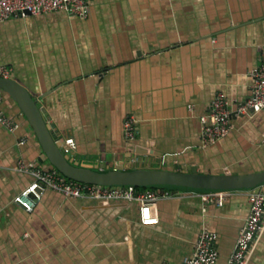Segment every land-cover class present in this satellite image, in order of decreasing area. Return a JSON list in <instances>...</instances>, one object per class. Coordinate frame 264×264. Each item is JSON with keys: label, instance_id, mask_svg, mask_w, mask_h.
Returning <instances> with one entry per match:
<instances>
[{"label": "crops", "instance_id": "0c3cea01", "mask_svg": "<svg viewBox=\"0 0 264 264\" xmlns=\"http://www.w3.org/2000/svg\"><path fill=\"white\" fill-rule=\"evenodd\" d=\"M0 64L38 99L75 161L101 171L264 172V112L233 118L214 145L200 140L218 94L230 103L250 96L251 72L264 64V0H92L87 18H12L0 24ZM0 98L21 125L0 124V264H181L204 229L217 234V264L228 263L258 188L228 193L223 207L205 193H172L151 226L140 223L138 203L51 190L27 212L15 198L34 178L19 165L54 168L18 105ZM131 116L135 141L123 130ZM247 264H264V231Z\"/></svg>", "mask_w": 264, "mask_h": 264}, {"label": "built area", "instance_id": "2783aa9c", "mask_svg": "<svg viewBox=\"0 0 264 264\" xmlns=\"http://www.w3.org/2000/svg\"><path fill=\"white\" fill-rule=\"evenodd\" d=\"M92 0H0V24L12 18H26L54 12H66L71 15L87 18L90 15ZM11 69L0 64V78H10ZM253 85L250 96L242 102L230 103L222 94L211 102L207 114L201 117L200 140L204 148L218 143L232 131V120L238 117H254L264 112V64L251 72ZM0 98V103H1ZM0 124L12 132L21 125L0 109ZM125 138L135 141L139 134L137 119L126 118L123 124ZM27 138L20 140V145L27 143ZM22 173L30 174L34 182L15 198V203L27 212H33L37 199L46 190L57 192L67 198H92L99 200H124L138 203L140 206V223L151 226L158 223L157 205L161 198L172 196L170 190L144 189L136 187H108L76 182L63 176L55 168L43 170L37 163H21L18 167ZM264 186L252 192L250 211L240 231L235 249L227 264H247L250 252L264 231ZM40 191V192H38ZM32 194L36 199L32 198ZM226 192L205 193L206 201H214L216 206L223 207L227 200ZM217 234L204 229L195 245L194 253L181 264H217L219 255L214 248Z\"/></svg>", "mask_w": 264, "mask_h": 264}, {"label": "water", "instance_id": "95a60500", "mask_svg": "<svg viewBox=\"0 0 264 264\" xmlns=\"http://www.w3.org/2000/svg\"><path fill=\"white\" fill-rule=\"evenodd\" d=\"M0 91L18 105L50 165L70 180L108 187L133 186L188 193H230L264 186V172L234 175L200 173L196 169L186 172L123 167L101 171L98 167L75 161L64 152L62 144L53 135L45 109L23 84L13 78H0ZM31 196L36 199L34 194Z\"/></svg>", "mask_w": 264, "mask_h": 264}, {"label": "trees", "instance_id": "16d2710c", "mask_svg": "<svg viewBox=\"0 0 264 264\" xmlns=\"http://www.w3.org/2000/svg\"><path fill=\"white\" fill-rule=\"evenodd\" d=\"M139 189V188H138ZM139 190H144V189H139Z\"/></svg>", "mask_w": 264, "mask_h": 264}]
</instances>
